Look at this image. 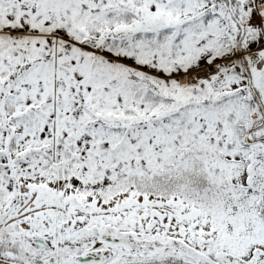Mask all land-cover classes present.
Listing matches in <instances>:
<instances>
[{
  "label": "snow or ice",
  "instance_id": "1",
  "mask_svg": "<svg viewBox=\"0 0 264 264\" xmlns=\"http://www.w3.org/2000/svg\"><path fill=\"white\" fill-rule=\"evenodd\" d=\"M0 264H264V0H0Z\"/></svg>",
  "mask_w": 264,
  "mask_h": 264
}]
</instances>
